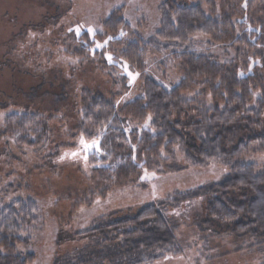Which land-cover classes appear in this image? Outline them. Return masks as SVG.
Here are the masks:
<instances>
[{
  "label": "rangeland",
  "instance_id": "374dc122",
  "mask_svg": "<svg viewBox=\"0 0 264 264\" xmlns=\"http://www.w3.org/2000/svg\"><path fill=\"white\" fill-rule=\"evenodd\" d=\"M166 1L0 0V200L3 207L28 200L37 204V224L21 237L29 240L28 246L18 248L23 256L35 257L32 264H110L86 257L93 253L89 247L102 239L86 233L151 205L164 214L183 252L157 264H264V248L232 234L213 237L216 231L205 230L200 224L206 220L205 199L163 204L177 192L221 182L228 168L220 163L186 168L187 161L177 151L176 162L184 170L143 172L133 182L118 185L93 173L89 159L98 142L77 136L84 94L97 95L120 108L143 98L150 80L165 88L181 82L182 52L176 59L150 48L139 73L120 64L112 67L110 60L103 63L74 53L80 50L74 37L82 32L90 37L103 34V24L112 15L129 25L131 35L147 41L160 30ZM174 1L200 5L211 14L209 0ZM244 8L242 0L215 1L217 14L234 15V23L246 15ZM249 18L261 17L254 9ZM102 36L99 52L107 46V35ZM195 41L211 62L235 63L231 50L210 38L197 36ZM107 52L118 57L122 49L110 43ZM198 95L197 90L183 97L193 100ZM26 114L42 117L48 126L49 141L36 152L18 148L5 136L7 119ZM245 161L256 165L257 173L264 169V154L258 146L251 148Z\"/></svg>",
  "mask_w": 264,
  "mask_h": 264
},
{
  "label": "trees",
  "instance_id": "16d2710c",
  "mask_svg": "<svg viewBox=\"0 0 264 264\" xmlns=\"http://www.w3.org/2000/svg\"><path fill=\"white\" fill-rule=\"evenodd\" d=\"M215 1L207 2L209 16L200 5L166 1L160 30L147 41L131 35L119 15L103 24L105 51L96 49L104 33L92 37L86 32L77 34L74 42L80 50L74 51L76 57L91 56L103 63L110 60L112 67L120 64L136 73L142 70L150 48L176 59L182 52L184 60L179 84L165 88L150 80L144 97L125 107L84 94L77 136L98 142L89 159L93 173L118 185L133 182L143 172L184 170L176 162L177 151L187 161L186 168L222 164L229 173L221 182L177 192L163 204L205 199L206 220L200 224L216 231L213 237L232 234L264 248V169L257 173V166L245 161L253 146L264 154V0H242L246 15L236 23L234 15L217 14ZM254 9L260 19L249 18ZM197 36L230 49L235 63L221 66L211 62L201 53ZM110 43L122 49L118 57L107 52ZM197 90L196 99L183 97ZM5 126V136L20 149L36 152L49 141L46 120L37 115L10 116ZM38 212L31 200L8 207L0 200V264L34 262L33 255L23 256L18 248L28 246L29 240L21 237L37 224ZM86 235L102 238L89 247L93 253L86 255L100 262L157 264L183 255L166 217L152 205ZM209 239L204 240L208 243Z\"/></svg>",
  "mask_w": 264,
  "mask_h": 264
}]
</instances>
